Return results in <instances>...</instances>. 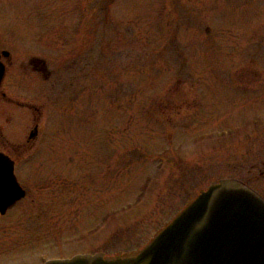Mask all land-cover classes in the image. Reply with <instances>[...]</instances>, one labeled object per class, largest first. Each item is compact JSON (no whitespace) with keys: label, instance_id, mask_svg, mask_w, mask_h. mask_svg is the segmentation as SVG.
Instances as JSON below:
<instances>
[{"label":"rangeland","instance_id":"374dc122","mask_svg":"<svg viewBox=\"0 0 264 264\" xmlns=\"http://www.w3.org/2000/svg\"><path fill=\"white\" fill-rule=\"evenodd\" d=\"M1 50L0 264L137 249L220 178L264 197V0H0Z\"/></svg>","mask_w":264,"mask_h":264},{"label":"water","instance_id":"95a60500","mask_svg":"<svg viewBox=\"0 0 264 264\" xmlns=\"http://www.w3.org/2000/svg\"><path fill=\"white\" fill-rule=\"evenodd\" d=\"M9 55L0 51V86L1 58ZM24 195L13 160L0 151V214ZM42 264H264V197L237 178H221L200 189L140 248L76 253Z\"/></svg>","mask_w":264,"mask_h":264},{"label":"flooded vegetation","instance_id":"af4514ba","mask_svg":"<svg viewBox=\"0 0 264 264\" xmlns=\"http://www.w3.org/2000/svg\"><path fill=\"white\" fill-rule=\"evenodd\" d=\"M40 64L42 65V66H44V62H40ZM43 70H45L44 69V67H41ZM0 95H2L3 97H5V95L4 94H2V93H0ZM8 101H10V99L8 100ZM10 102H12V101H10ZM17 104H20L19 102H16ZM24 105V104H23ZM35 131V134H34V136H32V137H27V140H30V139H32V138H34L35 136H36V133H37V126H36V124L33 126V128L30 130V132L31 131ZM29 132V133H30ZM28 136H29V134H28Z\"/></svg>","mask_w":264,"mask_h":264}]
</instances>
